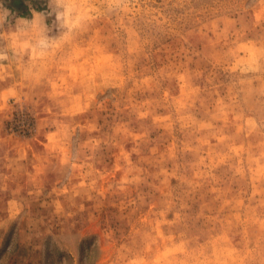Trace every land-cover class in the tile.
I'll use <instances>...</instances> for the list:
<instances>
[{
    "label": "rangeland",
    "instance_id": "374dc122",
    "mask_svg": "<svg viewBox=\"0 0 264 264\" xmlns=\"http://www.w3.org/2000/svg\"><path fill=\"white\" fill-rule=\"evenodd\" d=\"M75 2L0 69V264H264V0Z\"/></svg>",
    "mask_w": 264,
    "mask_h": 264
},
{
    "label": "clouds",
    "instance_id": "9594fccd",
    "mask_svg": "<svg viewBox=\"0 0 264 264\" xmlns=\"http://www.w3.org/2000/svg\"><path fill=\"white\" fill-rule=\"evenodd\" d=\"M48 11L32 10L31 19L15 17L0 0V69L20 66L27 76L85 25L75 0H48ZM54 17L51 26L46 19ZM53 29L56 35H50Z\"/></svg>",
    "mask_w": 264,
    "mask_h": 264
}]
</instances>
